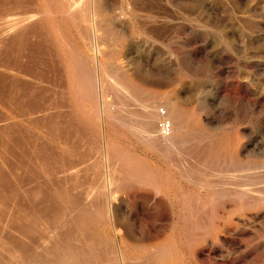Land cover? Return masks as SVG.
Listing matches in <instances>:
<instances>
[{"label": "rangeland", "instance_id": "374dc122", "mask_svg": "<svg viewBox=\"0 0 264 264\" xmlns=\"http://www.w3.org/2000/svg\"><path fill=\"white\" fill-rule=\"evenodd\" d=\"M66 1L0 0V264H264V0ZM174 97L187 116L169 142L157 124L149 139L136 123L111 122L115 113L138 118L145 102L165 111ZM115 150L159 170L158 186L126 176ZM186 189L201 204L197 231L183 240ZM109 199L115 227L92 217ZM168 231L177 260L129 246L157 245Z\"/></svg>", "mask_w": 264, "mask_h": 264}, {"label": "bare ground", "instance_id": "6f19581e", "mask_svg": "<svg viewBox=\"0 0 264 264\" xmlns=\"http://www.w3.org/2000/svg\"><path fill=\"white\" fill-rule=\"evenodd\" d=\"M85 1V0H84ZM88 1V0H87ZM91 1V0H90ZM93 1V0H92ZM97 1V0H96ZM95 1V2H96ZM65 2H67L66 0H65ZM76 4H77V2L76 1H74ZM74 2H73V4H74ZM82 3H84V2H82ZM81 3V4H82ZM89 3H91V2H89ZM88 3V5H90ZM94 3V2H93ZM61 4V3H60ZM67 4V3H66ZM65 4V5H66ZM73 4H72V6H73ZM75 4V5H76ZM69 5V4H68ZM83 5V4H82ZM85 5H86V2H85ZM87 5V6H88ZM131 5V4H130ZM71 6V5H70ZM69 6V7H70ZM68 7V9H65L64 8V10H66L65 11V13L66 12H68L67 10H69V12H70V9H72V8H69ZM91 7V6H90ZM80 8H81V6H80ZM89 8V7H88ZM92 8V7H91ZM101 8V7H100ZM81 9H84L85 10V8H81ZM87 9V8H86ZM94 9V8H93ZM102 9V8H101ZM83 10V12H85ZM89 10H91L90 8L89 9H87L86 10V12L88 11V13H84L85 15H87L88 14V16H89ZM73 11V10H72ZM75 11H77V10H75ZM82 12V10H79V12ZM95 10H93V12H94ZM103 11V10H102ZM55 12V11H54ZM79 12H77V13H79ZM80 12V13H81ZM92 12V13H93ZM99 12H101V11H99ZM76 13V12H75ZM75 13H74V15H75ZM91 13V14H92ZM96 13H97V11H96ZM102 13V12H101ZM99 14V13H98ZM64 15V14H63ZM73 14H70L69 13V16H72ZM72 16V17H70V19L71 20H73V19H75L76 18V16ZM81 15H83V14H81ZM97 15V14H96ZM68 16V15H67ZM84 16V15H83ZM75 17V18H74ZM92 17V16H91ZM91 17H88V19L89 18H91ZM78 18V17H77ZM83 18V17H82ZM69 19V18H68ZM83 19H85L84 21L86 22V18L84 17ZM87 19V20H88ZM96 19V18H95ZM76 20V19H75ZM139 20V19H138ZM137 20V21H138ZM24 21H25V19H24ZM70 21V20H69ZM77 22H78V20H76ZM81 21L82 20H80L79 22L81 23ZM83 21V22H84ZM93 21V20H92ZM63 22V21H62ZM73 22V21H72ZM71 22V23H72ZM88 22H89V20H88ZM91 22V21H90ZM89 22V23H90ZM95 22H97V21H95ZM94 22V23H95ZM99 22V21H98ZM139 22V21H138ZM71 23H70V25H71ZM74 23V22H73ZM93 22H91L90 24H92ZM95 24H97V23H95ZM24 25V24H23ZM81 25V24H80ZM84 25V24H83ZM82 25V26H83ZM94 25V24H93ZM102 25V24H101ZM76 26V25H75ZM79 26V25H78ZM86 27H87V25H85ZM74 27V26H73ZM86 27H85V30L86 31H88L89 29H90V27L88 26L87 27V29H86ZM92 27V26H91ZM94 27V26H93ZM92 27V28H93ZM20 28V27H19ZM80 28H82V27H80ZM91 28V29H92ZM95 28V27H94ZM97 28H100V30H101V27H100V25L97 27ZM78 29V28H77ZM83 29H84V27H83ZM82 29V30H83ZM97 30V29H96ZM81 31V29H79V32ZM90 31V30H89ZM93 31V30H92ZM68 32V31H67ZM78 32V31H77ZM83 32V31H82ZM91 32V31H90ZM94 32V31H93ZM92 32V33H93ZM84 33V32H83ZM82 33V34H83ZM86 33V32H85ZM85 35H88V33L87 34H85ZM84 35V36H85ZM89 35H90V33H89ZM96 35H98V34H96ZM90 36H92V34L90 35ZM94 38H96V37H94ZM98 38V37H97ZM85 39V38H84ZM88 39V37L85 39V42H86V40ZM87 43V42H86ZM102 43V42H101ZM87 46V45H86ZM93 46V44L91 45V47ZM97 47H99V46H97ZM89 48V47H88ZM95 49V48H94ZM85 50V49H84ZM92 50V49H91ZM91 50H89V51H91ZM104 51V50H103ZM86 52V51H85ZM101 53H102V51H101ZM90 54V53H89ZM92 56V55H91ZM94 57V56H93ZM89 58V57H88ZM91 58V57H90ZM86 61H88V60H86ZM99 64V63H98ZM96 65V64H95ZM93 66V65H92ZM95 70V69H94ZM112 70V69H111ZM101 71H102V69H101ZM100 71V72H101ZM114 71V70H113ZM112 71V73H114ZM94 72V71H93ZM102 73V72H101ZM103 74V73H102ZM110 74H111V72H110ZM105 76V75H104ZM102 77V76H101ZM115 77H117L116 76V74H115ZM119 77V76H118ZM96 78V77H95ZM102 81V80H101ZM103 85V84H102ZM116 86H117V84H116ZM101 87V86H100ZM117 88V87H116ZM139 88L142 90V91H144V92H147V91H150L151 92V89L150 88H148V87H145V86H139ZM115 90H117V89H115ZM123 90V89H122ZM125 91V90H124ZM136 91V90H135ZM119 92H121V90L119 91ZM118 92V93H119ZM140 92V91H139ZM137 93V92H136ZM124 94V93H123ZM122 94V95H123ZM124 96H125V94H124ZM128 96V95H127ZM143 96V95H142ZM149 96V95H148ZM130 100V99H129ZM128 100V101H129ZM184 101V100H183ZM158 102V101H157ZM165 102V101H164ZM108 103H110V102H108ZM106 104V103H105ZM104 103H102V106L104 107V105H105ZM115 104V103H114ZM117 104V103H116ZM140 104V103H139ZM156 103H152L151 101L150 102H145V104H143L142 106H141V108H139V109H141V114L139 115V116H137L138 118H133V116L134 115H132V116H130V114L129 113H127V114H118V113H115V114H109L110 115V117L112 118V120H111V122L114 120V122H112V123H117V124H120V125H122L125 129H127L128 127L129 128H134V125H135V123L136 124H138V125H136L137 126V128H139L138 126H140V128H141V131L143 132V136L145 137V138H149V139H152V138H154V135H155V133H156V124H157V126H158V122L161 120V119H166L168 122H169V126H170V128H169V134H167V135H162L161 133H160V131L158 132L159 133V135H160V137H161V139L162 140H164V141H168L169 139H171V137L173 136V133L175 132V130L177 129V128H180L179 130H181L182 131V135L184 134L183 132H184V125H185V119H186V116H187V112H186V110H185V108H184V106H183V103H182V99L180 98V97H174L173 99H170V98H167V100H166V104H165V111H163L164 113L163 114H161L160 113V107L158 108V107H156V105H155ZM100 106V105H99ZM110 106V105H109ZM137 106H138V103H137ZM102 107V108H103ZM101 108V107H100ZM164 108V107H163ZM114 108H112V110H113ZM121 110V109H120ZM116 112V111H115ZM122 112H124V111H122ZM126 112V111H125ZM101 113V112H100ZM129 114V115H128ZM106 115V114H105ZM188 117H189V114H188ZM110 118V119H111ZM137 119V120H136ZM109 122V121H108ZM112 123H110L109 125H110V127L112 126ZM105 124V123H104ZM105 126V125H104ZM103 126V127H104ZM107 126V125H106ZM133 126V127H132ZM113 127V126H112ZM112 127H111V129H112ZM110 129V128H109ZM135 129V128H134ZM133 130V129H132ZM139 130V129H138ZM113 131V130H112ZM178 131V130H177ZM136 132V131H135ZM140 132V130L138 131V133ZM186 133H188V132H186ZM190 133V132H189ZM207 133H208V131H207ZM210 133V132H209ZM114 134V133H113ZM157 135V134H156ZM181 135V136H182ZM211 135V134H210ZM130 136V135H129ZM191 136V135H190ZM234 136V135H233ZM123 137V136H122ZM237 137V136H236ZM184 138H185V136H184ZM124 140V139H123ZM101 141V140H100ZM118 141V140H117ZM186 141V140H185ZM97 142V141H96ZM102 142V141H101ZM169 142V141H168ZM183 142V141H182ZM188 142V141H187ZM190 142V141H189ZM100 143V142H99ZM155 143V142H154ZM66 144V143H65ZM167 144V143H166ZM169 144V143H168ZM95 145V144H94ZM153 145V144H152ZM151 145V146H152ZM169 145H171V144H169ZM178 145V144H177ZM69 146V145H68ZM99 146V145H98ZM167 145H165V147H166ZM96 147V146H95ZM163 147V146H162ZM186 147V146H185ZM230 147H231V145H230ZM234 147V146H233ZM233 147H231V149H233ZM200 148H201V146H200ZM229 148V147H228ZM64 149V148H63ZM69 149V148H68ZM100 149V148H99ZM157 149V148H156ZM155 149V150H156ZM160 149H163V148H161L160 147ZM164 149H167V148H164ZM220 149H221V146H220ZM67 150V149H66ZM70 150V149H69ZM169 150V149H168ZM195 150V149H194ZM214 150V149H213ZM218 150V149H217ZM228 150V149H227ZM230 150V149H229ZM204 151H206V149L204 150ZM71 152L73 153V151L71 150ZM80 152V151H79ZM114 152V151H113ZM113 152H112V154H113ZM184 152V151H183ZM194 153H196L195 151H193ZM234 152V151H233ZM111 153V152H110ZM115 154H117L116 155V157H121V159H122V153H121V155L120 154H118L117 153V151L115 150V152H114ZM152 153V152H151ZM182 153V152H181ZM87 154V153H86ZM111 154V155H112ZM173 154H175V153H173ZM179 154V153H178ZM72 155V154H71ZM79 155V154H78ZM210 155V154H209ZM70 156V155H69ZM73 156V155H72ZM71 156V157H72ZM113 156H115V155H113ZM169 156V155H168ZM190 156V155H189ZM205 156V155H204ZM68 157V156H67ZM77 157V156H76ZM87 157V156H86ZM115 157V158H116ZM116 158V159H118V162H120L121 161V159L120 158ZM191 157V156H190ZM195 157V156H194ZM202 157V156H201ZM216 157V156H215ZM80 158V157H79ZM114 158V159H115ZM198 158H200V157H198ZM74 159V158H73ZM81 159V158H80ZM86 159V158H85ZM119 159H120V161H119ZM162 159V158H161ZM186 160H188V158H185ZM201 159V158H200ZM70 160V159H69ZM76 160V159H75ZM84 160V159H83ZM86 160H88V159H86ZM123 160V159H122ZM131 159H125L124 158V160H123V162H120L119 163V165H121L120 167H124V171L123 172H125L126 173V176L128 175V176H133L134 178H135V176H143V177H150L153 181H155L156 182V184H157V186H158V176H159V170L158 171H151V170H149L147 167H145L144 165H141L139 162H133V161H130ZM182 160V159H181ZM192 160H193V158H192ZM204 160H206V159H204ZM212 160V159H211ZM221 160V159H220ZM66 161V160H65ZM107 161V160H106ZM173 161V160H172ZM209 161V160H208ZM262 161V160H261ZM72 162V161H71ZM79 162V161H78ZM111 162H113V160H111ZM110 162V163H111ZM118 162H116V164H118ZM183 162V161H182ZM192 162V161H191ZM65 163V162H64ZM108 163H109V161H108ZM114 163H115V161H114ZM151 163V162H150ZM188 163V162H187ZM193 163H194V161H193ZM203 163V162H202ZM70 164V163H69ZM78 164V163H77ZM96 164V163H95ZM113 164V163H112ZM162 164V163H161ZM192 164V163H191ZM198 164V163H197ZM207 164V163H206ZM248 164V163H247ZM68 165V164H67ZM71 165V164H70ZM85 165V164H84ZM89 165V164H88ZM93 165V164H92ZM110 165V164H109ZM108 165V166H109ZM149 165V164H148ZM157 165V164H156ZM178 165L179 166H181L180 165V163H178ZM201 163H200V167H201ZM250 165V164H249ZM62 166V165H61ZM64 166V165H63ZM62 166V167H63ZM66 166V165H65ZM74 166H76V165H74ZM83 166V165H82ZM171 166H173V164H172V162L169 164V167H171ZM175 167L177 166V165H174ZM195 166V165H194ZM206 166V165H205ZM72 167V166H71ZM77 167V166H76ZM79 167V166H78ZM99 167V166H98ZM120 167H118V168H120ZM167 167V166H166ZM185 167L187 168V164H186V162L184 163L183 162V164H182V171H185ZM188 167H190L189 165H188ZM73 168V167H72ZM71 168V169H72ZM82 168V167H81ZM92 168V167H91ZM95 168H97V167H95ZM99 168H101V167H99ZM156 168V167H155ZM158 168H160V166L158 167ZM192 168V167H191ZM239 168V167H238ZM51 169V168H50ZM70 169V170H71ZM75 169V168H74ZM78 169H80V168H78ZM86 169V168H85ZM98 169V168H97ZM115 169H116V167H115ZM122 169H120V170H122ZM178 169H180V168H177L176 170H178ZM188 169V168H187ZM186 169V171H188ZM193 169H194V167H193ZM200 169V168H199ZM201 169H203V168H201ZM200 169V170H201ZM204 169H206V168H204ZM65 170V169H64ZM84 170V169H83ZM92 170H93V168H92ZM99 170V169H98ZM102 170V169H101ZM105 170V169H104ZM155 170V169H154ZM181 170V169H180ZM179 170V171H180ZM196 170L198 171V168H196ZM227 170H228V168H227ZM77 171V170H76ZM80 171V170H79ZM78 171V172H79ZM96 171V170H95ZM111 171V170H110ZM113 171V170H112ZM115 171V170H114ZM119 171V170H118ZM181 171V172H182ZM191 171V170H190ZM214 171V170H213ZM235 171V170H234ZM54 172V171H53ZM75 172V171H74ZM77 172V173H78ZM90 172V171H89ZM106 172V174L108 175V172L107 171H105ZM122 172V171H121ZM157 172H158V174H157ZM177 172V171H176ZM203 171L201 170V172H200V175H201V173H202ZM233 172V171H232ZM240 172V171H239ZM48 173V172H47ZM55 173H57V172H55ZM66 173V172H65ZM69 173V176H70V172H68ZM86 173V172H85ZM101 173V172H100ZM99 173V174H100ZM119 173V172H118ZM191 173V172H190ZM192 173H194V172H192ZM191 173V174H192ZM203 173H205V172H203ZM220 173V172H219ZM243 173V172H242ZM247 173V172H246ZM67 174V173H66ZM73 174V173H72ZM104 174V173H103ZM102 174V175H103ZM183 175V178L186 180V176H185V172H183L182 173ZM186 174H188V173H186ZM195 174V173H194ZM196 174H198V172L196 173ZM195 174V175H196ZM212 174V173H211ZM239 174V173H238ZM57 175V174H56ZM92 175V174H91ZM115 175V174H114ZM124 174H122V176H123ZM181 175V174H180ZM224 175V174H223ZM53 176V175H52ZM59 176V175H58ZM73 176V175H72ZM75 176V175H74ZM76 176H78V175H76ZM88 176V175H87ZM94 176V175H93ZM93 176H92V178H93ZM111 176H113V175H111ZM125 176V175H124ZM190 176V175H189ZM191 176H193V175H191ZM250 176V175H249ZM62 177V176H61ZM96 177V176H95ZM98 177H100V176H98ZM114 177V176H113ZM121 177V176H120ZM194 177V176H193ZM196 177V176H195ZM241 177V176H240ZM67 178V177H66ZM66 178H64V179H66ZM70 178V177H69ZM89 178H90V176H89ZM106 178H107V188H109V189H111V187H109L110 185H111V179L110 178H108L107 176H106ZM124 178V177H123ZM133 178V179H134ZM138 178V177H137ZM165 178V177H164ZM239 178V177H238ZM85 179V178H84ZM96 179V178H95ZM140 179V178H139ZM198 179V178H197ZM197 179H196V181H197ZM234 179V178H233ZM247 179V178H246ZM67 180V179H66ZM106 180V179H105ZM113 180H114V178H113ZM128 180V179H127ZM142 180V179H141ZM195 180V179H194ZM199 180V179H198ZM209 180H211V179H209ZM213 180V179H212ZM230 180H232V179H230ZM238 180V179H237ZM244 180V179H243ZM73 181V180H72ZM98 181H99V178H98ZM129 181V180H128ZM127 181V182H128ZM144 180H142V182H143ZM168 181V180H167ZM206 181H208V178H207V180ZM226 181V180H225ZM228 181V180H227ZM234 181V180H233ZM232 181V182H233ZM69 182V181H68ZM77 182V181H76ZM97 182V181H96ZM101 182H102V180H101ZM132 182V181H131ZM145 182V181H144ZM187 182H189L188 180H187ZM194 182V181H193ZM198 182V181H197ZM200 182H202V181H200ZM199 182V183H200ZM205 182V181H204ZM209 182V181H208ZM212 182V181H211ZM235 182V181H234ZM253 182V181H252ZM262 182V181H261ZM260 182V183H261ZM100 183V182H99ZM124 183H126L125 181H124ZM129 183H130V181H129ZM133 183V182H132ZM192 183V182H191ZM218 183V182H217ZM240 183V182H239ZM247 183H249V181L247 182ZM66 184V183H65ZM105 184V183H104ZM121 184V183H120ZM147 184V183H146ZM201 184V183H200ZM212 184V183H211ZM227 184V183H226ZM235 184V183H234ZM242 184V183H241ZM259 184V183H258ZM264 184V183H263ZM69 185V184H68ZM102 185H103V183H102ZM123 185V184H122ZM155 185V184H154ZM194 185V184H193ZM202 185V184H201ZM204 185V184H203ZM221 185H222V183H221ZM242 185H244V184H242ZM262 185V184H261ZM67 186V185H66ZM74 186H79V184L78 185H74ZM91 186V185H90ZM96 186V185H95ZM151 187H152V185H150ZM210 186V188H211V185H209ZM229 186V185H228ZM240 186V185H239ZM249 186V185H248ZM253 186V185H252ZM255 186V185H254ZM259 187H260V185H258ZM257 186V187H258ZM262 186H264V185H262ZM70 187V186H69ZM73 186H71V188H72ZM85 187V186H84ZM88 187H89V185H88ZM94 187V186H93ZM125 187V186H124ZM214 187V186H213ZM224 187H225V184H224ZM241 187V186H240ZM240 187H238V188H240ZM256 187V188H257ZM70 188V189H71ZM82 188V187H81ZM86 188V187H85ZM92 188V187H91ZM104 188V187H103ZM112 188H114V187H112ZM183 188V187H182ZM185 188V187H184ZM195 188V187H194ZM208 188V187H207ZM221 188V187H220ZM226 188V187H225ZM244 188H245V185H244ZM73 189V188H72ZM95 189V188H94ZM97 189H98V186H97ZM105 189V188H104ZM165 189V188H164ZM223 189V188H222ZM237 189V188H236ZM241 189V188H240ZM246 190H247V187L245 188ZM253 189V188H252ZM251 189V190H252ZM260 189V188H259ZM258 189V190H259ZM101 190V189H100ZM158 190V189H157ZM162 190H163V188H162ZM179 190V189H178ZM220 190V189H219ZM242 190V189H241ZM250 190V191H251ZM256 190V189H255ZM254 190V191H255ZM80 191V190H79ZM89 191H90V189H89ZM99 191V190H98ZM102 191V190H101ZM106 191V190H105ZM105 191H104V193H105ZM135 191V190H134ZM155 191V190H154ZM170 191H171V189H170ZM188 191H190V190H188ZM187 191V189H186V191L185 190H182V194H181V196H180V198H179V200H178V202H179V206H180V213H181V219H182V226H181V233H179V236H180V238H183V240H184V238H190L191 236L193 237V229H196V231H197V227L196 228H193L195 225H193L194 223H196V220L197 219H199V218H195V215H196V208H194V207H196V205L194 204V197H193V195L191 194V193H189ZM197 191V190H196ZM211 191V190H210ZM216 191V190H215ZM245 191V190H244ZM249 191V190H248ZM249 191V192H250ZM69 192V191H68ZM80 192H84V191H80ZM110 192V191H109ZM165 192V191H164ZM88 193V192H87ZM99 193V192H98ZM213 193V192H212ZM242 193H243V190H242ZM246 193V192H245ZM253 193L254 192H252V194L250 193V196L251 195H253ZM260 193V192H259ZM85 194V193H84ZM95 194V193H94ZM109 194H111V192L109 193ZM180 194V193H179ZM204 194H206V193H204ZM211 194V193H210ZM227 194V193H226ZM229 194V193H228ZM248 194V193H247ZM255 194H256V192H255ZM254 194V195H255ZM74 195V194H73ZM76 195V194H75ZM99 195V194H98ZM97 195V196H98ZM102 195V194H101ZM201 195V194H200ZM257 195V194H256ZM84 196V195H83ZM86 196V195H85ZM88 196H89V194H88ZM194 196H196V195H194ZM213 196V195H212ZM242 196V195H241ZM246 196H248V195H246ZM258 196H260L259 194H258ZM12 197V196H11ZM77 197V196H76ZM112 197V196H111ZM110 197V198H111ZM198 197H200V196H198ZM262 197V196H261ZM78 198H80V199H85V198H83V197H79V194H78ZM87 198V197H86ZM90 199H91V197H89ZM95 198H97V197H95ZM218 198V197H217ZM222 198V197H221ZM255 198V197H254ZM256 198H258V197H256ZM255 198V199H256ZM196 199V198H195ZM247 199V198H246ZM253 199V198H252ZM259 199V198H258ZM261 199V198H260ZM92 200V199H91ZM95 200V199H94ZM98 200V199H97ZM97 200H96V202H97ZM200 200H201V198H200ZM200 200H197V201H199L198 203L199 204H201L200 202ZM203 200V199H202ZM207 200H209V199H207ZM210 200H212V199H210ZM218 200V199H217ZM245 200V199H244ZM78 201V200H77ZM213 201V200H212ZM212 201H211V203L209 202L208 204H211L212 205ZM215 201H216V199H215ZM214 201V202H215ZM241 201V200H240ZM247 201H249V200H247ZM252 201V200H251ZM86 202V201H85ZM84 202V203H85ZM92 202V201H91ZM98 202H99V200H98ZM170 202V201H169ZM253 202V201H252ZM259 202V201H258ZM262 202V201H261ZM92 203H95V202H92ZM103 203V202H102ZM195 203H197V202H195ZM197 203V205L199 206V204ZM204 203V202H203ZM240 203V202H239ZM243 203V202H242ZM248 203V202H247ZM254 203V202H253ZM253 203H249V205L251 204H253ZM255 203H256V201H255ZM79 204V203H78ZM86 205H87V202L85 203ZM91 203H89L88 205H90ZM174 204V203H173ZM207 204V203H206ZM205 204V205H206ZM207 204V205H208ZM96 205V204H95ZM211 205H210V209L212 208L213 209V207H211ZM216 205V207H217V204H215ZM214 205V203H213V206H215ZM221 205V204H220ZM224 205V204H223ZM246 205V204H245ZM93 206V205H92ZM170 206V205H169ZM233 206V205H232ZM235 206V205H234ZM242 206V205H241ZM244 206V205H243ZM88 207V206H87ZM87 207H86V209H87ZM97 209H95V208H93V210L95 209V214L93 213V216L92 217H94V220L95 221H98V223L99 222H103L104 220H105V222L106 223H109V225H111V227H115V224H116V222H117V220H116V215H115V213L113 212V207H112V204H111V200L109 199L108 200V202L106 203V207H105V210H104V208L102 207V204H100V203H98L97 204ZM168 207V206H167ZM209 207V205L206 207V208H208ZM219 207V206H218ZM252 207H253V205H252ZM203 208H205V206H203ZM205 208V209H206ZM223 208V207H222ZM90 209V208H89ZM194 209H195V214H194ZM200 209V208H199ZM201 209H202V207H201ZM214 209H217V208H214ZM231 209V208H230ZM239 209H241V207L239 208ZM92 210V211H93ZM207 210H209V209H207ZM224 210V209H223ZM227 210H228V208H227ZM233 210H235V208L233 209ZM202 211V210H201ZM212 211V210H211ZM210 211V212H211ZM241 211V210H240ZM177 212V211H176ZM198 212V211H197ZM205 212V211H204ZM230 212H232V210L230 211ZM90 213V212H89ZM104 213L105 214H107V220L106 219H104ZM202 213H203V211H202ZM213 213L215 214V213H217V212H214L213 211ZM174 214V213H173ZM211 214V213H210ZM209 214V215H210ZM76 215V214H75ZM212 216H213V214H211ZM231 215V214H230ZM229 215V216H230ZM197 216V215H196ZM217 216V215H216ZM207 217H208V215H207ZM231 217V216H230ZM209 218V217H208ZM213 218V217H212ZM211 218V219H212ZM204 219V218H203ZM180 220V219H179ZM199 221H201V220H199ZM206 221V220H205ZM229 221V220H228ZM198 222V221H197ZM210 223V222H209ZM212 223V222H211ZM181 224V223H180ZM200 224V223H199ZM177 225V224H176ZM198 225V224H197ZM196 225V226H197ZM171 227V226H170ZM201 227V226H200ZM220 227V226H219ZM180 228V227H179ZM202 228V227H201ZM172 229V228H171ZM203 230V229H202ZM215 230V229H214ZM195 231V230H194ZM196 231L194 232V234L196 233ZM204 231V230H203ZM116 232V231H115ZM171 231H168L167 233H165L164 235V237L157 243V245H154L153 243H147V242H144V240H143V242L144 243H142V242H140V241H138V240H136V239H132V242L129 244V246L131 247V248H133L135 251H138V250H143V249H145V248H159V249H156V251H154V253H153V257L156 259V261L159 263L160 261H162V259L164 260V259H166V258H168L169 260L170 259H172V260H177L179 257H178V254L176 253V251L175 250H173V248L171 247V246H169V242H170V240H171V233H170ZM202 232V231H201ZM206 232V231H205ZM117 233V232H116ZM116 233H115V236H114V238H115V240H116V244L117 245H119V244H121L122 243V241H121V239H122V237L119 239L118 237H117V235H116ZM197 234V233H196ZM207 234V233H206ZM198 235V234H197ZM177 236V235H176ZM199 236V235H198ZM201 237H202V235H201ZM204 237V236H203ZM49 238V237H48ZM51 238V237H50ZM95 238V237H94ZM195 239H196V237H194ZM194 239V240H195ZM200 239V238H199ZM177 240V239H176ZM193 240V241H194ZM197 240V239H196ZM180 241V240H179ZM200 241V240H199ZM89 242V241H88ZM115 242V241H114ZM182 242V241H181ZM147 243V244H146ZM193 243V242H192ZM95 244V243H94ZM94 244H92V245H94ZM175 244H176V242H175ZM182 244V243H181ZM89 246V245H88ZM159 246H162V247H159ZM182 246V245H181ZM185 247V246H184ZM89 248V247H88ZM94 249V248H93ZM92 249V250H93ZM117 250V249H116ZM133 250V251H134ZM67 251V250H66ZM103 251V250H102ZM185 251V250H184ZM82 253V252H81ZM92 253V252H91ZM114 254H116V253H114ZM113 254V255H114ZM138 254V253H137ZM75 255V254H74ZM188 255V254H187ZM89 256V255H88ZM106 256V255H105ZM118 256V255H117ZM145 256V255H144ZM56 257V256H55ZM90 257H91V255H90ZM94 257V256H93ZM109 257H110V255H109ZM57 258V257H56ZM92 258V257H91ZM111 258V257H110ZM143 258V257H142ZM90 259V258H89ZM124 260V259H123ZM131 260V259H130ZM129 260V261H130ZM185 260H187V259H185ZM28 261V260H27ZM52 261V260H51ZM56 261V260H55ZM55 261H54V263H55ZM125 261H126V259H125ZM140 261V259L138 260V262ZM142 261V260H141ZM11 262V261H10ZM20 262H21V260H20ZM37 262V261H36ZM92 262V261H91ZM96 262V261H95ZM127 262V261H126ZM132 262V261H131ZM6 263V262H5ZM26 263V262H25ZM32 263H34V262H32ZM62 263V262H61ZM64 263V262H63ZM129 262H127V264H128ZM171 263V262H170ZM92 264V263H91ZM145 264V263H144ZM148 264V263H147ZM183 264V263H182Z\"/></svg>", "mask_w": 264, "mask_h": 264}, {"label": "built area", "instance_id": "2783aa9c", "mask_svg": "<svg viewBox=\"0 0 264 264\" xmlns=\"http://www.w3.org/2000/svg\"><path fill=\"white\" fill-rule=\"evenodd\" d=\"M160 113L163 114V109H160ZM169 122L167 120H164V119H161L159 122H158V130L160 131V133L162 135H167L169 134Z\"/></svg>", "mask_w": 264, "mask_h": 264}]
</instances>
